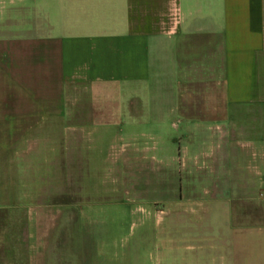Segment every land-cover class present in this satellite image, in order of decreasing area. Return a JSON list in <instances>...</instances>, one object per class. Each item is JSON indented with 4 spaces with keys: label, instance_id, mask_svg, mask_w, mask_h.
<instances>
[{
    "label": "crops",
    "instance_id": "1",
    "mask_svg": "<svg viewBox=\"0 0 264 264\" xmlns=\"http://www.w3.org/2000/svg\"><path fill=\"white\" fill-rule=\"evenodd\" d=\"M112 85H154L191 137L218 139L204 153L239 205L211 260L264 264V0H0V171L66 90Z\"/></svg>",
    "mask_w": 264,
    "mask_h": 264
},
{
    "label": "rangeland",
    "instance_id": "2",
    "mask_svg": "<svg viewBox=\"0 0 264 264\" xmlns=\"http://www.w3.org/2000/svg\"><path fill=\"white\" fill-rule=\"evenodd\" d=\"M60 99L58 120L34 123L31 152L2 161L0 263L216 264L239 202L220 199L238 191L204 153L211 131L191 137L154 85Z\"/></svg>",
    "mask_w": 264,
    "mask_h": 264
}]
</instances>
